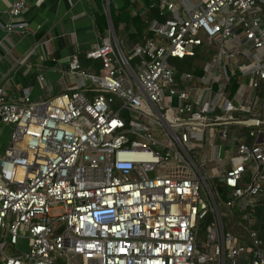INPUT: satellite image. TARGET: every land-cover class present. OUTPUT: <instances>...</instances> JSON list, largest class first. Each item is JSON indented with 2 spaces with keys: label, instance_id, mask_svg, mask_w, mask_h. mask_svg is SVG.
Here are the masks:
<instances>
[{
  "label": "built area",
  "instance_id": "2783aa9c",
  "mask_svg": "<svg viewBox=\"0 0 264 264\" xmlns=\"http://www.w3.org/2000/svg\"><path fill=\"white\" fill-rule=\"evenodd\" d=\"M156 5L154 36L125 51L110 28L86 52L98 70L70 62L72 89L34 101L24 86L17 101L0 84V123L11 126L0 264H264L251 216L264 193V0ZM223 147L215 169L192 154L221 161ZM237 208L245 234L223 220Z\"/></svg>",
  "mask_w": 264,
  "mask_h": 264
},
{
  "label": "crops",
  "instance_id": "0c3cea01",
  "mask_svg": "<svg viewBox=\"0 0 264 264\" xmlns=\"http://www.w3.org/2000/svg\"><path fill=\"white\" fill-rule=\"evenodd\" d=\"M14 1L0 0V40L6 47L0 48V84L17 101L24 86L31 87L34 101L75 87L77 80L70 74V62L78 58L86 70L96 69L95 60L88 59L86 52L96 41L102 43L110 28L126 41L124 49L135 44L124 22L115 30L112 11L118 14L130 3L140 17H145L150 8L157 6L156 3L148 7L142 0H28L21 16L11 19L7 9ZM9 22H25L26 26L10 31L6 27ZM136 28L135 25L131 31ZM41 73L45 77L43 82L38 79ZM9 129L11 126L0 123V153L9 144L10 136L4 141ZM222 151L228 158L225 147ZM207 156L210 159L211 155Z\"/></svg>",
  "mask_w": 264,
  "mask_h": 264
},
{
  "label": "trees",
  "instance_id": "16d2710c",
  "mask_svg": "<svg viewBox=\"0 0 264 264\" xmlns=\"http://www.w3.org/2000/svg\"><path fill=\"white\" fill-rule=\"evenodd\" d=\"M143 2L147 3L148 7H150L151 4H156L158 0H142ZM133 6L132 11H130V7ZM136 6V3H135ZM134 5H130V3L126 4V8L119 12L118 14H112V21L115 30L117 31V27L119 23L122 21L125 24V28L128 30V32L131 35V39L133 43H136L138 41H142V39L146 37H152L154 36V33L149 29L150 22L153 19H162V16L160 15V11L158 6H155L154 8H150V10L147 11L145 17H140V14L138 10H134ZM136 25V29L131 31L132 27ZM117 33V32H116ZM100 61H95V68L98 70L100 68ZM221 191H226L225 187H221ZM253 218V226L258 231L259 236L264 239V193L260 195L254 211L251 213ZM211 220V216H208L207 219L204 221L205 224L208 223Z\"/></svg>",
  "mask_w": 264,
  "mask_h": 264
},
{
  "label": "rangeland",
  "instance_id": "374dc122",
  "mask_svg": "<svg viewBox=\"0 0 264 264\" xmlns=\"http://www.w3.org/2000/svg\"><path fill=\"white\" fill-rule=\"evenodd\" d=\"M126 50L127 49L125 48V51ZM129 56H130V54H129ZM131 59L133 61L135 60L133 57H131ZM10 134H11V130L9 129V130H7V132L5 134V140L4 141H6L9 138ZM192 154L194 156H198V158L203 161L204 169H215V167L220 165V162H224V160H225L224 151H221V153H220L221 161H219V157L210 161L207 155H202L201 156L199 154V150L192 151ZM168 171L169 172L178 171V166L170 164L168 166ZM186 171H188V170L183 168V172H186ZM212 181H214V180L209 179L210 184H212ZM241 202H242V200L239 199L238 203L240 204ZM60 212H62V209H60V208H56V209L52 210V214H58ZM223 220H224V223H227L229 225V227L231 228V230L233 232H235L237 234H245L246 231H245V227L243 226V220H242L241 212L238 210V208L236 209L235 216H232V217H229V218L228 217H223ZM205 226H206L205 223L202 224V228L203 229L201 231V238L204 239V240L206 239V233L204 231ZM22 249H24V248L22 247ZM16 251L17 250L15 248L7 247V249H6V252L8 254H14ZM74 261H78V262L81 261V257L72 258L70 255H68V259L64 260L63 264H73Z\"/></svg>",
  "mask_w": 264,
  "mask_h": 264
},
{
  "label": "water",
  "instance_id": "95a60500",
  "mask_svg": "<svg viewBox=\"0 0 264 264\" xmlns=\"http://www.w3.org/2000/svg\"><path fill=\"white\" fill-rule=\"evenodd\" d=\"M111 23H112V21H111ZM113 26V25H112Z\"/></svg>",
  "mask_w": 264,
  "mask_h": 264
}]
</instances>
